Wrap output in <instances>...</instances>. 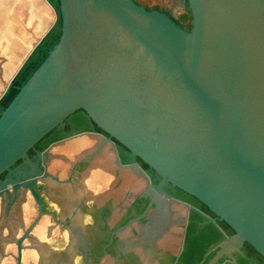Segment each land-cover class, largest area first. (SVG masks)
<instances>
[{"label": "water", "instance_id": "water-1", "mask_svg": "<svg viewBox=\"0 0 264 264\" xmlns=\"http://www.w3.org/2000/svg\"><path fill=\"white\" fill-rule=\"evenodd\" d=\"M57 1L58 39L0 110V195L27 187L35 225L28 151L81 109L159 177L132 220L168 212L170 184L233 230L206 264L244 242L264 258V0H175L187 30L133 0Z\"/></svg>", "mask_w": 264, "mask_h": 264}, {"label": "flooded vegetation", "instance_id": "flooded-vegetation-1", "mask_svg": "<svg viewBox=\"0 0 264 264\" xmlns=\"http://www.w3.org/2000/svg\"><path fill=\"white\" fill-rule=\"evenodd\" d=\"M37 153L41 173L33 174V189L42 213L30 228L40 208L31 191L20 186L0 195V264H182L179 256L191 217L201 215L203 220L197 226L214 217L202 212L200 204L190 198L193 196L166 184L172 197L169 211L158 212L153 207L145 217L132 220L145 210L151 192L145 195L144 191L159 177L150 168L142 169L141 160L99 129L81 109L28 151L32 160ZM134 161L141 172L132 167ZM21 165L17 160L12 168ZM6 177V172L0 174V179ZM140 177L145 186L141 187ZM173 224L180 229L175 230ZM231 234L230 227L228 232L222 231V238L209 245L197 264H206ZM166 236L173 248L164 251L161 260L156 251L159 240ZM231 256L238 264H264V258L246 242ZM215 264H232V259L222 256Z\"/></svg>", "mask_w": 264, "mask_h": 264}, {"label": "crops", "instance_id": "crops-1", "mask_svg": "<svg viewBox=\"0 0 264 264\" xmlns=\"http://www.w3.org/2000/svg\"><path fill=\"white\" fill-rule=\"evenodd\" d=\"M57 17L56 10L47 0H0V96L34 48L53 28ZM169 240L168 236L159 240L156 258L162 260L164 251H172Z\"/></svg>", "mask_w": 264, "mask_h": 264}, {"label": "trees", "instance_id": "trees-1", "mask_svg": "<svg viewBox=\"0 0 264 264\" xmlns=\"http://www.w3.org/2000/svg\"><path fill=\"white\" fill-rule=\"evenodd\" d=\"M135 3L145 7L146 9H156L162 12H167L164 4L166 0H133ZM54 9L57 12L58 19L53 28L45 35L42 41L34 48L28 58L25 60L23 65L20 67L18 72L13 77L9 88L0 98V110H3L14 95L18 91V87L27 79L31 72L41 63L47 54L49 47L58 39L60 34V20L58 13V1L50 0ZM177 24H179L184 29H189L190 27V12L187 9L180 12L177 17L172 14H168ZM140 166L142 169L147 170L149 167L140 161ZM140 185L145 186V180L140 177ZM192 200L200 204L202 212L205 214H212L206 206L197 201L194 197H190ZM184 213V208L181 209ZM213 215V214H212ZM175 218V215H172ZM203 220L200 214L195 213L191 217L190 224L187 226L184 245L179 256V260L182 264H197L204 253L207 251L209 245L215 241L222 238L221 232H228L229 227L223 221H220L217 225L211 222H206L203 225L197 226L196 222ZM172 227L175 230L180 229L178 224H173ZM256 252V251H255ZM258 254V253H257ZM209 257V255H208Z\"/></svg>", "mask_w": 264, "mask_h": 264}, {"label": "rangeland", "instance_id": "rangeland-1", "mask_svg": "<svg viewBox=\"0 0 264 264\" xmlns=\"http://www.w3.org/2000/svg\"><path fill=\"white\" fill-rule=\"evenodd\" d=\"M164 7L174 17H177L180 12L184 11V9H179L178 3L175 0H166Z\"/></svg>", "mask_w": 264, "mask_h": 264}]
</instances>
